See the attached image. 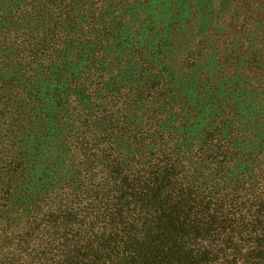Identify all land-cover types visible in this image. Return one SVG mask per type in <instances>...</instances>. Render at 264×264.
Listing matches in <instances>:
<instances>
[{
  "label": "trees",
  "instance_id": "1",
  "mask_svg": "<svg viewBox=\"0 0 264 264\" xmlns=\"http://www.w3.org/2000/svg\"><path fill=\"white\" fill-rule=\"evenodd\" d=\"M44 1L41 15L16 18L3 33L15 57L30 60L27 70L53 39ZM117 8L87 19L102 27L100 42L125 22ZM121 65L89 60L87 76L58 84L36 130L58 145L49 160L27 167V152L18 159L8 142L0 264H264L263 167L243 174L251 185L228 177L245 133L237 99L212 88L215 112L206 122L199 93L174 88V77H145L153 68L147 62L118 79ZM229 88L235 94L238 84Z\"/></svg>",
  "mask_w": 264,
  "mask_h": 264
},
{
  "label": "rangeland",
  "instance_id": "2",
  "mask_svg": "<svg viewBox=\"0 0 264 264\" xmlns=\"http://www.w3.org/2000/svg\"><path fill=\"white\" fill-rule=\"evenodd\" d=\"M49 1L46 32L51 30L49 41L53 39L45 57L27 70L25 61L30 60H18L3 33L16 18L20 23L21 17L41 15L46 1L0 0V168L13 152L18 159L27 152V167L46 162L58 145L48 132L36 134V130L56 99L58 84L87 76L89 60H123L118 79L130 78L125 71L147 62L153 68L145 77H174V88L179 83L185 94L199 93L206 122L215 112L208 104L212 88L221 97L229 94L237 99L244 110L237 119L245 133L238 140L237 164L228 177L231 184L244 179L253 184L242 176L255 166L264 170V0H112V6L109 0ZM114 6L125 22L114 27L109 41L100 42L97 33L102 27L98 23L93 28L87 19L104 16ZM226 80L231 83L225 84ZM232 83L238 84L235 94L229 88ZM41 140L49 143L47 150L37 147ZM8 142L16 148L6 155L2 152ZM251 192H244L246 201L253 198Z\"/></svg>",
  "mask_w": 264,
  "mask_h": 264
}]
</instances>
